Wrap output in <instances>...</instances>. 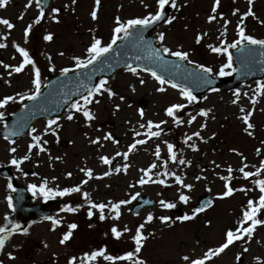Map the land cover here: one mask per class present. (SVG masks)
<instances>
[{"label":"rangeland","instance_id":"374dc122","mask_svg":"<svg viewBox=\"0 0 264 264\" xmlns=\"http://www.w3.org/2000/svg\"><path fill=\"white\" fill-rule=\"evenodd\" d=\"M105 4L104 8L99 12V19L92 21L90 19V10L94 6V0H78L74 6L75 11L69 7L65 9L64 15H60V23H52L48 18L49 12L46 13L45 20L37 27L34 26L33 33L29 37V43H23V29L28 23H31L37 13L33 9H29L24 15V20L19 21L18 15L22 12L23 3L19 2L17 10L14 12L13 0L5 9H0V17L10 19L16 27L11 30L8 40L5 42L8 47L2 49L0 52V62L6 63L10 58L18 57L12 44L19 43L21 46L29 50L30 55L36 61L37 66L41 69V78L44 80L47 74H56L63 67H72L73 62L70 59L73 55L82 56L85 53L86 46L89 45L92 34L94 33L98 38H102L104 42H108L111 37V26L113 18L120 15L122 18H130L136 16H142L148 11H154L156 4L155 0H144V3L149 7L145 9L140 0H101ZM27 3V1H26ZM139 3L140 7L136 5ZM70 5V0H53L52 7H61L64 5ZM178 4L181 5V10H176L172 15L181 18L179 27L181 31L175 30L176 26L169 27V40L166 39V43H169L171 47H175V34L181 33L182 41L185 43L184 49H195V36L197 28H199L200 34L207 32L208 35L204 37L201 42V51L199 53H192L190 58L195 63L203 62L206 66L211 67L214 71L218 70L220 65L226 61V57L212 53L208 45L219 46L220 41L225 39L221 37L220 33L224 31L223 21L217 20L212 24L207 23V16L210 14V9L213 4V0H178ZM187 5L184 7L183 5ZM122 6V7H121ZM247 0H221V6L218 9L219 13H222L225 19L230 21L227 29V42L231 43L236 38V25L239 22V16L247 10ZM235 8L240 9V13L237 16L232 15V11ZM20 9V10H19ZM253 10L256 13L258 19L249 17L246 21V33L253 35L258 39H264V24L260 21H264V0H255ZM191 11L193 14H191ZM183 15L194 18L196 25H187V20H183ZM44 22L46 26L44 27ZM176 23V22H175ZM2 30V29H1ZM167 30V29H165ZM53 33L57 36L51 43H43L42 36L47 33ZM7 30L3 28L0 34H7ZM59 51H64L65 56L60 57ZM48 55L53 57L52 63L55 64L56 71L49 72V62L46 59ZM3 68L0 67V73ZM7 74V71L4 72ZM1 76V75H0ZM31 67L29 66L21 74L20 77L12 80V77L0 79V98L5 95H15L16 92H27L31 88L30 83ZM145 81L144 84L140 83V80ZM10 80L13 82L9 88L2 85V81ZM264 80V79H262ZM109 86L113 91L117 93V96L112 99V103L105 102L103 97H97L100 100L99 104L93 103L90 106H94V113L96 119L92 122V127H85L86 122L72 123L64 121V118L60 120L62 128L59 131L60 142L57 144L55 138L51 135L44 137L48 140L47 149L53 158L59 156L62 160L49 159L47 153L37 155L36 150H33L32 159L26 161L22 168L28 173L25 178L21 175L14 166L10 164L11 155L8 151L10 147H16L18 157H22L27 152V146L31 143V138L28 135L26 138L17 141L14 145H10L7 142L0 140V166L11 165L15 178L20 184L27 187L28 184L36 183L46 178L52 185L63 187H70L80 184L86 177L80 168L86 167L93 169L94 176L102 175L107 171L109 165H104L100 162L99 157L101 155L108 156L109 158L115 157V160L120 158L121 167L128 163L130 165L127 174L121 172L119 176L111 175L103 180H90L87 185H84L82 191L90 193L94 200L98 193H105L98 198L100 201L105 202L111 199H130L131 195L139 192L140 195H149L156 200L157 204L151 208H146L139 212V215H129V204L121 209L122 216L119 221L106 220L100 222L97 217H94V222H91L87 218V207L81 208L78 213H60L62 224L55 231L45 229V226L40 222L31 223L29 228V235H19L12 237L5 247L4 254H0V260L4 261V264H34L39 262H45L47 264H67L68 258L73 256L81 257L85 252L96 250L99 247L107 246L108 253L113 255H122L123 252L131 250L134 245L131 240V235L134 234L135 228L139 223L143 222V219L149 212L154 216L169 215V211L162 210L159 207L158 201L161 198H166L177 202V207L181 203L178 201V193L181 191L178 185L174 184L173 180L168 182L173 185L171 188H164L160 185L148 184L140 187L138 184L136 187H129L130 184H135L141 175L139 169L146 168L152 162L161 163L156 161L153 155L156 144L161 145L162 160L167 159V150L163 145V140H168L176 145L178 153H181L183 158L192 161L191 167L177 166L169 163V169L176 171L177 174L186 175L185 183H191L194 185L191 192L185 191V194L191 197L189 204H193L195 198L202 194L205 190L211 189L210 194L214 198L213 206L208 208L204 213L198 215L195 220L187 222H178L176 218H173L175 223L171 226L161 224L159 219L154 220L151 224L146 225L144 234L149 238L145 241V246L142 249L141 255L147 261V264H184L181 257L188 255L191 258H200L202 254L209 248L219 246L224 239V232L227 228L233 227L238 217L241 215V211L236 210V202L242 197V201L246 202L248 199H258L259 192L251 191L247 195L241 193L239 195H233L230 198L224 200L215 199L219 194L223 192V181L218 179L219 175H226L225 169L228 166H232L234 169H238L242 166V157L235 155L231 150L236 149L244 154L247 163L250 167L248 170L255 171L253 165L259 166L257 162L259 156L256 154V148H261L264 153V98H261L260 103L256 105V111L252 117L251 122L254 124V138L247 136L243 132V124L237 118L241 113L239 107L250 109L251 105L246 97H241L240 104L233 105L231 103L233 92H212L206 96L208 99L205 101L203 97L200 98L201 103L198 105H190L181 113V116L186 120L187 113L192 112L195 115L196 111L200 108H212L210 116L215 118H209L207 121V128L201 133L205 139L215 134V138L208 141L207 144L194 141L200 151L192 152L183 143L184 134H191L194 131L199 130L200 124L203 123V119L199 118L190 127L186 124L180 128H176L171 119L165 116L166 107L172 103L182 102L180 101L179 93L176 89H172L165 85L166 92L160 93L156 91L159 87L157 81L150 75L140 72L138 76H133L131 73L123 72L114 76L109 81ZM132 86L135 91L130 92L128 89ZM255 88V82L249 83L244 86H240L238 89L243 94L248 92L251 96L252 89ZM120 96L124 97V100L119 99ZM143 100L141 109L136 106L137 100ZM16 105V104H15ZM119 105V110H116V106ZM15 107V106H14ZM143 110L144 117L140 118L139 112ZM108 120L114 123V129L112 132L105 131L99 128L98 124ZM148 120L153 122H159L160 120H168L169 123L164 125L167 135L162 134L160 139H153L149 141L147 145L139 146L138 150L131 153L128 160L125 161L122 157L116 156L117 152L127 151V146L132 142L133 129H138L140 123H146ZM46 123L39 121L34 127L38 132H42ZM143 130V129H142ZM87 133V136L85 135ZM111 133L116 139L119 140V144H113L110 141H102L103 147L99 145H91L87 137L93 139L97 136L103 137L105 134ZM143 138V137H138ZM264 156V155H261ZM113 160V162L115 161ZM221 165L220 169L213 171L214 166L211 161ZM102 169V171H99ZM205 169L206 171H201ZM162 169L158 168L156 171ZM99 171L100 174H97ZM72 173V178H67V173ZM32 173H37V176H33ZM197 175H205L207 180H201L197 182L195 177ZM236 177L233 180L234 187H249L247 183L237 182L241 180L238 172H234ZM238 178V179H237ZM264 178V177H262ZM72 180V181H71ZM7 181L0 176V226L5 223L4 216L7 214L13 222H17V217L13 215L10 209L7 208L6 196L10 195V191L7 190ZM110 185V187H106ZM162 194V195H158ZM139 195V196H140ZM33 197V196H32ZM35 202L40 198L33 197ZM96 201V200H94ZM241 201V202H242ZM242 202V204H243ZM65 203H70L73 206L77 204H84L81 194H73L71 197H67L62 201H59L54 205V211H60L61 206ZM189 204L183 205L184 214H192L189 209ZM82 217H79L80 215ZM56 218V217H55ZM261 218H264L262 213ZM60 219V220H61ZM71 220H75L78 225V230L73 234L71 242L66 245H60L59 240L61 234L66 230L68 223ZM208 221H211V227H206ZM50 223L46 224L48 226ZM92 224L93 227H89ZM115 224L118 228L123 229L124 225H128L132 229V233L125 234L120 241H115L111 238L110 234L105 235L108 232L110 226ZM154 233V235H149ZM259 241V243H257ZM92 242V243H91ZM48 247L45 248L44 245ZM85 245L84 247H80ZM95 245V246H94ZM77 246V247H75ZM74 247V248H73ZM242 247H249V252L243 255L242 264H257L256 258L264 259V226L258 227L255 233V237L250 245L242 243L234 244L230 246L223 254L214 258L209 264H236L237 254L242 252ZM78 249L76 252H72L70 249ZM11 251L13 255L17 257L15 261H9L7 253ZM64 253H68L64 255ZM79 264V261L77 262ZM98 264H108V262L102 259Z\"/></svg>","mask_w":264,"mask_h":264},{"label":"snow or ice","instance_id":"6c2138e0","mask_svg":"<svg viewBox=\"0 0 264 264\" xmlns=\"http://www.w3.org/2000/svg\"><path fill=\"white\" fill-rule=\"evenodd\" d=\"M78 0H70V5L66 4L63 8L52 7L48 8V5L45 3V0H27V3L24 5V11H22L17 19L19 21L24 20V15L26 14L28 9L33 7L35 4L37 9V15L31 23H28L23 29V43H29V37L33 33V29L35 25L41 24L43 20L46 18V11L50 13L48 16L54 23L59 24L61 21L59 16L64 9L72 8V11H75V5ZM141 4L145 9L149 6L144 3V0H140ZM255 0H247V10L239 16V22L236 25V38L233 42L229 43L226 40L227 37V29L230 21L225 19L222 13L218 12V9L221 6V0H213L212 7L210 9V14L207 16V23L212 24L216 22L218 19L223 21V29L220 33L221 37H225L220 41L219 46H214L212 44L208 45L209 50L212 53L217 55H222L226 57V61L223 62L218 71L214 74L213 69L211 67L205 66L204 64L195 63L191 58V53L188 50H185L181 45L179 48L169 47L166 43V33L160 32L158 35L159 46L154 47L152 43L145 41L144 32L147 29L152 28L154 25L163 22L166 25H172L174 21L177 19L175 15L168 16L166 15V9L168 7L179 12L181 10V5L178 4V0H155V10L148 11L146 14L142 16L130 17V18H122L120 15L114 17V25L111 29V37L108 42H104L102 38H98L94 33L91 36L90 43L86 46L85 53L82 56L73 55L70 57L74 66L73 67H63L60 69V75L63 77H67L69 73H76L78 70L88 69L90 66L95 69L97 65H106L108 68L112 67V63L108 62L107 58L110 53L115 51V47L119 46L118 42L122 43L125 47L131 46L132 48L140 51L146 52V55L143 57L141 55H137L134 60L144 59L147 60L151 65L156 68H161L167 70L169 61L164 59L165 56H171L177 58L180 62H187L188 65H194V70L188 72L187 76L184 77L185 80L191 78L193 81L197 83V89L201 86H209L211 92H219V88L212 86L214 84V75L219 77H227L231 76L237 69L234 67V58L233 53L230 49H238L241 53H245L251 56L254 53L255 48L264 49V39H258L251 34L246 33V25L245 21L247 18L252 17L253 19H258L255 11L253 10ZM11 3V0H0V9H5ZM235 3V0H233ZM186 7L187 5H183ZM122 7V6H121ZM102 8L101 0H94V6L90 10V19L92 21H97L99 19V12ZM240 13L239 8H235L232 11L233 16H237ZM261 24H264V21H260ZM0 26H4L7 30V34H0V40L7 41L11 30H13L16 25L7 18H0ZM208 35L207 32H202L201 34H197L195 36V44L199 45L204 40V37ZM42 40L46 43H51L54 40L53 33L49 32L42 36ZM253 46V47H248ZM8 47V44L5 42H0V49H5ZM12 47L15 49L16 53L19 54L21 60L17 65H9L0 62V67H2L9 77L13 74H21L25 71L29 66L31 67V88L27 92H16L15 95H5L0 98V109H6L10 103H19L23 106V109H28V104H25V101L29 102H37L40 100L42 96V88L49 87L48 83L42 81L41 69L37 66L36 61L32 58L29 53V50L19 43H13ZM58 55L60 57L65 56L64 51H59ZM119 55V53H117ZM261 56H264V51H261ZM15 59V57H13ZM46 59L49 62L48 71L55 72L56 67L55 64L52 63L53 57L48 55ZM118 63V62H117ZM264 63V60L261 61ZM125 70L128 73H131L133 76H138L140 72H147L151 75L153 79H155L159 85L156 88L157 92L164 93L167 88L165 85L172 89H176L180 96V101L172 103L170 106L165 109V116L171 119L172 124L176 128H180L183 125L191 126L194 122L197 121L198 117L203 119V123L200 124L199 130L194 131L191 134L185 133L184 139L182 143L190 149L192 152H199L200 149L198 145L194 141H199L200 143L207 144L209 140L215 138V134L209 136L207 139L201 134L207 128V121L209 118L214 119V116H210L212 113V108H200L196 111L195 115L192 112L187 113V119L185 120L181 113L184 112L186 108L190 105H198L201 103L200 98L194 94V90L192 87L188 85H181L180 83L175 82L174 79H166L163 75L158 74L157 71L153 70L152 67L145 65L144 67H140L139 65L133 66V63H128L125 61L124 64ZM172 67L179 70L180 64H173ZM103 71V68L100 69ZM95 73L87 74L88 83L80 82L79 87L83 89V92L79 93L80 99H77L75 102L71 103L68 108V112L66 114L65 119L67 121H73L76 117V114L79 113L82 115L85 123V127H92L90 122L96 119L95 113L92 111L90 105L93 103L99 104L100 100L97 97H101L103 95H107L109 99L117 96V93L112 90L109 86L108 79H100L98 83L91 84ZM175 77V73L172 74ZM0 79H3V76H0ZM4 83L9 85L11 84L10 80H4ZM55 83V82H54ZM141 84H144L145 81L143 79L140 80ZM135 91V89H133ZM86 93V94H85ZM252 95L249 96L248 92H244L243 94L239 89L233 92V99L231 103L233 105H239L241 97H246L251 105L250 109H246L244 107H239V115L237 118L243 124V132L249 136L254 138V124L251 122L252 117L256 111V105L260 103L261 98H264V80L255 81V88L252 89ZM71 95H77V93L73 92ZM119 99L121 101L124 100L123 96H120ZM208 96H204L203 100H207ZM64 104H68V99H64ZM48 109L41 107L39 104L33 103V108L29 109L31 115H35L37 111H47ZM116 110H119V105L116 106ZM264 110V109H262ZM139 116L141 119L144 117V112L141 110L139 112ZM6 117L4 111H0V123H3L4 128L8 129V124L5 123ZM169 123L168 120H160L159 122H153L152 120H148L146 123H140L139 129H143L144 131L133 129V138L132 142L127 146V151L117 152L116 156L122 157L125 161L128 160L131 153L138 150L139 146H144L149 143V141L155 139H160L162 134L167 135L164 125ZM26 121L18 122L15 130H9L3 136V139L7 141L10 145H14L16 143L15 140L10 139L12 136H16L20 134V130L26 127ZM62 128L60 120L57 118L47 120V123L42 130V132H38L35 127H32L30 132L28 133L31 138V143L27 146V152L22 157H18L15 154L17 153L16 147H10L8 149L11 155L10 164L15 167L17 172L23 175L25 178L28 173L24 171L22 165L25 164L26 161H30L32 159L33 150H36L37 155L42 153H47L49 155V159L62 160V157L53 158L51 154L48 152L47 147H45L49 142L44 139V137L51 135L55 138V142L58 144L60 142L59 131ZM87 136V133H85ZM143 137V138H138ZM91 145H99L103 147L102 141H110L113 144H119V140L114 138L111 133L105 134L103 137L97 136L96 138L87 137ZM163 145L167 150V159L162 160V150L161 145L156 144L154 148L153 155L156 158V161H161V163L152 162L146 168L139 169L141 175L135 184H130L129 187H136L137 184L140 187H143L148 184L160 185L164 188L173 187L168 181L171 179L174 181L175 185H178L181 191L178 193V201L181 204L187 205L190 202L191 197L185 194L184 190L191 192L194 185L191 183H185L186 175L177 174L176 171L169 169V163L179 166L191 167L192 161L183 158L181 153H178L177 147L174 143L169 142L168 140L162 141ZM264 144V141L261 142ZM235 155L242 157L241 164L242 166L238 169H234L232 166H228L225 171L226 175H219L218 179L223 181V192L219 194L215 199L224 200L226 198L232 197L236 192H242L247 195L248 192L257 189L259 192L258 199H248L246 203L241 208V215L236 220L233 227H229L224 232L223 242L219 244V246L209 248L205 251L200 258H191L188 255H184L181 257L184 264H209L214 258L223 254L230 246L242 243L245 245H250L255 237V233L258 227L264 226V218H261L262 213H264V159H261L259 166H251L255 168V171L248 170L249 165L244 162L246 157L242 152L237 151L236 149L231 150ZM256 154L258 156L264 155L262 153L261 148H256ZM101 162L104 165H113V160L115 157L109 158L108 156L101 155L99 157ZM214 166L213 171L216 169H220L221 165L216 163V161H211ZM130 165L125 163L123 167H110L109 170L105 171L102 175L94 176L93 169L91 168H80L79 171L84 174L86 179H84L80 184L70 187L60 188L59 186L53 188L49 187V181L44 178L41 180L39 184L31 183L28 184L27 190L32 193L33 197L43 198L45 202L49 200H54L56 198H64L71 197L73 194H81L84 204H77L73 206L70 203H65L60 208V212L63 213H78L81 208L87 207V218L91 221L94 217H97L98 220L102 223L106 220L111 221H119L122 216L121 209L128 204H131L132 201H135L137 197H139L140 193L137 192L134 195L130 196V199H122L119 201L109 200L107 202H95L90 193L86 191H82L84 185H87L90 180H103L106 177H109L115 174H120L122 171L124 174H127ZM158 168L162 169L160 171H156ZM201 171H206L205 169H201ZM234 172H238L241 174L242 179L248 180L251 182L253 187H234L233 180L236 178L234 176ZM33 176H37V173H32ZM72 173H67V178H71ZM208 177L205 175H197L195 180L197 182L201 180H207ZM7 190L10 192H16L17 189L13 186L11 178L8 179L7 182ZM106 187H110V185H106ZM211 191V189H207ZM162 195V194H158ZM7 208L15 211L14 200L12 195L6 196ZM145 203H150V201H146ZM159 207L162 210L170 211L177 208V202L168 200L166 198H161L158 201ZM213 206V201L208 200L204 206L193 208L192 214H184L182 217H176V220L181 223L192 221L197 218V216L201 213H204L208 208ZM138 216L139 213H136ZM5 223L3 226H0V254H4V250L8 242L11 238L17 234L27 236L29 235V228L23 227L19 223L13 222V220L6 214L4 216ZM46 220L50 221L51 231H55L58 227L61 226L62 221L60 219L54 218L52 216L45 217ZM159 219L161 224H166L171 226V224L175 223L172 217L167 215L154 216L153 213L149 212L147 216L143 219V222L139 223L135 228L134 234L131 235V240L134 247L125 252L122 255H113L108 253L107 246L99 247L96 250H92L90 252H85L83 256L71 257L67 264H98V262L102 259L103 261L108 262V264H147V261L141 258L140 254L142 249L145 246V241L149 238L144 234L145 227L148 224H151L154 220ZM31 227V225H29ZM89 227H93L92 224H89ZM206 227H211V221H208ZM78 228L76 223H70L67 225V231L64 232L62 238L59 240L60 245H66L73 237L74 231ZM132 233V229L128 227V225H124L123 229L118 228L115 224L110 226L109 230L105 235L111 236V238L115 241H120L125 234ZM149 235H154V233H150ZM259 243V241H257ZM45 248L48 247L47 244L44 245ZM249 247H242V252L237 254L236 256V264H242L243 255L249 252ZM7 258L9 261H15L17 257L12 254L11 251L7 253ZM257 264H264V260L257 257ZM0 264H4L3 260H0Z\"/></svg>","mask_w":264,"mask_h":264},{"label":"water","instance_id":"95a60500","mask_svg":"<svg viewBox=\"0 0 264 264\" xmlns=\"http://www.w3.org/2000/svg\"><path fill=\"white\" fill-rule=\"evenodd\" d=\"M157 25H154L152 28L147 29L144 32L145 41L152 43L154 47H156L155 38L148 37V33ZM118 45L119 46L115 47V51L113 53H110L107 58L108 62L112 63L111 68H108L106 65H97L96 68L93 69L90 66L88 69L78 70L76 73H69L67 77L58 75L47 79L46 83H48L49 87L42 89V96L40 100L37 102L27 101L25 104H28V109H23L22 107L21 110L17 111L13 115V117L6 119L8 129L3 128L0 131V136L3 137L9 130H15L18 122L26 121L27 126L20 130V134L10 137V139L13 140L18 139L19 137L27 133L28 129L37 119L59 117L71 101L80 98L79 93L83 92V89L79 87V84L82 81L84 83H88L86 78L87 74L93 72L95 73L94 78L91 82V84H95L97 78L108 79L116 71L125 69V61H127L128 63H133V66L139 65L140 67H144L145 65H147L149 67H152L153 70L157 71L158 74L163 75L166 79H174L175 82L180 83L182 86L188 85L192 87L195 95H199L210 89L209 86H201L199 87V89H197V83L195 81H193L191 78L185 80L184 77L187 76L188 72L193 71L194 68L186 65L184 62L178 61L177 58L164 57L166 61H169L168 68L167 70H165L156 68L143 58L140 60H134L137 55H141L143 57L144 55H146V52H140L132 48L130 45L125 47L120 42H118ZM261 51H264V49L255 48L254 53L249 56L245 53H241L238 49L235 50L233 52V58L237 71L230 78L214 79V84L212 86L219 89H231L239 85V83L263 77L264 63H261V61L264 60V56L260 55ZM117 53H119V55H117ZM176 63L180 64L179 70L172 67V65ZM101 68H103V71L100 70ZM173 73L176 74L175 77H173ZM73 92L77 93V95H71V93ZM65 98L68 99V104H64L63 101ZM33 103L39 104L41 107L48 110L37 111L33 116L29 112V109L33 108ZM13 186L17 189L16 192H13L15 211L22 210L26 202V200L24 199L26 194L14 183ZM208 200H211V198L209 197L208 193H205L204 196L199 198L197 205L194 208L204 206ZM146 201H150L147 196L139 197L135 201L137 205L135 206L136 208L133 210V212L139 211V209L143 207L152 206L154 204L153 201H150V203H145Z\"/></svg>","mask_w":264,"mask_h":264},{"label":"flooded vegetation","instance_id":"af4514ba","mask_svg":"<svg viewBox=\"0 0 264 264\" xmlns=\"http://www.w3.org/2000/svg\"><path fill=\"white\" fill-rule=\"evenodd\" d=\"M19 2L23 3V4L21 5V8L23 7V10H24V5L26 4V1H25V0H13V8L16 9V8H17V5H18ZM136 5H137L138 7H140L139 3H136L135 6L133 5V7H134V11H135V12H136V9H135ZM168 16H169V15H168ZM177 18H179V17H177ZM168 27H169V25H167V28H168ZM160 32H161V30H159V33H160ZM164 32L166 33V39L169 40V30H165ZM166 44L168 45L169 43H166ZM168 46H169V45H168ZM91 222H94V220L92 219ZM70 242H71V241H70ZM75 247H77V246H75ZM73 248H74V247H73ZM73 248H71L70 250H72Z\"/></svg>","mask_w":264,"mask_h":264}]
</instances>
